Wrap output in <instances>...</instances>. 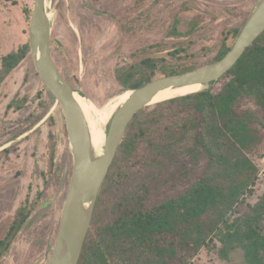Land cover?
<instances>
[{"label":"trees","instance_id":"obj_1","mask_svg":"<svg viewBox=\"0 0 264 264\" xmlns=\"http://www.w3.org/2000/svg\"><path fill=\"white\" fill-rule=\"evenodd\" d=\"M239 31L232 30L234 38ZM179 34L175 27L166 32ZM227 36L209 63L229 50ZM187 48L165 56L147 51L117 68L120 91L200 67L182 61L190 57ZM28 52L25 42L1 56L0 82ZM258 125L264 126V32L207 88L133 117L102 184L78 264H190L212 237L221 243V258L241 249L247 264H264V192L252 204L245 200L259 174L248 154L259 142ZM243 204L247 209L233 217ZM17 215L0 238V255L27 218Z\"/></svg>","mask_w":264,"mask_h":264},{"label":"rangeland","instance_id":"obj_2","mask_svg":"<svg viewBox=\"0 0 264 264\" xmlns=\"http://www.w3.org/2000/svg\"><path fill=\"white\" fill-rule=\"evenodd\" d=\"M255 1L50 0L51 55L65 79L101 108L122 92L115 70L147 51L165 56L184 45L190 57L182 61L208 64L225 33L233 43L232 30L242 28ZM33 2L0 0V67L3 54L28 42ZM171 27L180 34L166 35ZM258 127L259 142L248 153L259 168L253 192L245 196L249 204L264 192V126ZM68 147L63 111L28 52L0 82V238L18 213L27 214L0 264H44L50 255L72 169ZM246 209L239 206L233 217ZM220 247L212 237L190 264H247L241 249L224 259Z\"/></svg>","mask_w":264,"mask_h":264},{"label":"water","instance_id":"obj_3","mask_svg":"<svg viewBox=\"0 0 264 264\" xmlns=\"http://www.w3.org/2000/svg\"><path fill=\"white\" fill-rule=\"evenodd\" d=\"M49 4L50 0L33 2L29 17V52L39 78L55 98V104L63 111L72 169L56 239L44 264H78L98 195L130 121L139 111L161 101L205 89L228 72L264 32V0L255 1L229 50L220 59L124 90L129 94L112 111L103 150L98 156L92 154L88 123L75 95L85 96L65 79L51 55V25L46 16ZM191 85H200L201 88L154 101L160 91Z\"/></svg>","mask_w":264,"mask_h":264},{"label":"bare ground","instance_id":"obj_4","mask_svg":"<svg viewBox=\"0 0 264 264\" xmlns=\"http://www.w3.org/2000/svg\"><path fill=\"white\" fill-rule=\"evenodd\" d=\"M46 13L50 25H52V18L54 14L49 6H47ZM200 88H201L200 85H191V86L181 87L178 89H171V88L165 89L157 94L154 101L169 98L174 96L175 94H184L187 92H192L195 90H199ZM128 94H129L128 91L120 92L101 108H99L93 101L89 100L88 98L83 97L79 94L75 95L76 99L78 100V103H80L84 111L88 123L91 151L94 156H98L102 153L107 123L112 111L128 96Z\"/></svg>","mask_w":264,"mask_h":264}]
</instances>
